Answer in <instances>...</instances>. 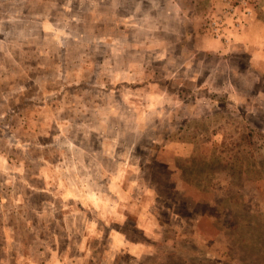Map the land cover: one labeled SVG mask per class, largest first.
Segmentation results:
<instances>
[{
    "label": "clouds",
    "instance_id": "9594fccd",
    "mask_svg": "<svg viewBox=\"0 0 264 264\" xmlns=\"http://www.w3.org/2000/svg\"><path fill=\"white\" fill-rule=\"evenodd\" d=\"M199 4L0 0V264L140 262L169 227L227 226L214 179L218 215H182L157 157L213 133L264 145V0Z\"/></svg>",
    "mask_w": 264,
    "mask_h": 264
},
{
    "label": "rangeland",
    "instance_id": "374dc122",
    "mask_svg": "<svg viewBox=\"0 0 264 264\" xmlns=\"http://www.w3.org/2000/svg\"><path fill=\"white\" fill-rule=\"evenodd\" d=\"M205 3L206 0H200L199 6L204 7ZM213 136L214 133L201 141L195 136L187 137L194 146L187 151L180 146L175 153H158L159 171L170 181H160V191L174 201H181L178 211L182 215H190L185 209L192 202L198 205V210L203 208L218 215L215 208H209L217 193L209 191L205 184L214 179L225 200L219 214L228 211L229 204L237 206L227 226L206 217L191 235L169 227L164 242L157 244V251L146 254L142 261L136 262L130 253L121 252L112 264H128L130 260L133 264H177L181 255L184 259L180 264H264V151L261 150L264 145L258 148L251 133L223 144ZM188 161L190 166H186ZM225 171L230 173L233 183H242L244 191L226 182ZM205 250L210 253L208 261L197 254Z\"/></svg>",
    "mask_w": 264,
    "mask_h": 264
},
{
    "label": "crops",
    "instance_id": "0c3cea01",
    "mask_svg": "<svg viewBox=\"0 0 264 264\" xmlns=\"http://www.w3.org/2000/svg\"><path fill=\"white\" fill-rule=\"evenodd\" d=\"M264 14V13H263Z\"/></svg>",
    "mask_w": 264,
    "mask_h": 264
}]
</instances>
